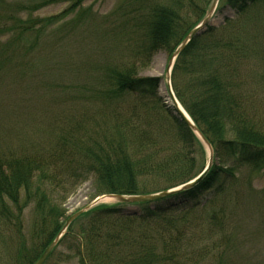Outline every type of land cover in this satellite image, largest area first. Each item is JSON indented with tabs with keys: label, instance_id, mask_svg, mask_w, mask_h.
<instances>
[{
	"label": "trees",
	"instance_id": "16d2710c",
	"mask_svg": "<svg viewBox=\"0 0 264 264\" xmlns=\"http://www.w3.org/2000/svg\"><path fill=\"white\" fill-rule=\"evenodd\" d=\"M87 1L0 0V224L17 235L15 245L10 243L13 264H35L65 224L60 222L65 213L48 190H67L93 178L94 201L151 195L161 192L153 182L165 183L168 191L203 172L195 174L204 147L172 111L162 106L179 144L167 154L122 106L134 96L157 99L159 80L136 78L138 68L159 52L170 58L207 16L212 0L148 7L127 49L132 60L92 64L84 73L92 81L75 82L66 78V47H41V40ZM66 4L60 15L35 17ZM227 5L252 23L264 19V0H227ZM226 32L209 29L195 38L172 72L175 97L212 146L218 165L213 161L193 190L154 203L103 204L81 216L63 238L78 264H263L243 251L249 246V214L264 208V189L256 192L249 180L243 192L235 190L233 208L226 201L242 170H264V119L240 81L254 50L240 25L230 23ZM74 71L82 76V70ZM68 94L100 102L101 109L72 114L66 111ZM17 120L20 126L13 125ZM38 125L41 133L31 132ZM209 191L213 196L204 215L165 217ZM31 206L36 220L26 237L23 218ZM154 218L161 221L149 222Z\"/></svg>",
	"mask_w": 264,
	"mask_h": 264
},
{
	"label": "rangeland",
	"instance_id": "374dc122",
	"mask_svg": "<svg viewBox=\"0 0 264 264\" xmlns=\"http://www.w3.org/2000/svg\"><path fill=\"white\" fill-rule=\"evenodd\" d=\"M170 1L172 0H88L81 9L66 17L64 22L45 34L41 40L43 42L41 47H66L64 51L66 52V55L64 54L66 56V78L71 76L75 82H85L86 79L92 81L93 78H90V76L84 78L85 70L90 65L105 63L106 60L113 62H129L132 60L127 49L132 47V41L136 38L137 29L143 22V15L146 13L147 8L152 5H166ZM68 7V4L52 6L38 12L35 17L57 16ZM230 23L235 26L240 25V29L241 27L246 29V40L249 42L250 48L254 50V53L246 58V64H243L240 81L243 83L244 89L253 96V106L257 114L264 119V19L257 18L256 22L252 23L250 16L239 17L236 11L227 5V0H221L209 29L221 34L223 31H227ZM254 27L257 29L254 30ZM225 36H227V32ZM169 56L165 52H159L152 57L146 66L138 68L136 72V78L159 80L157 99L134 96L130 97L122 106V110L127 111L129 120L150 129L158 144L164 147L167 154L179 147L172 121L162 109V106L167 109L170 106L165 74ZM58 60L61 61L60 58ZM74 70H82V76L81 71L75 73ZM67 97L69 102L66 103V111L70 110L72 114L74 112H78L79 115L86 112L96 113L98 109H101L100 102L86 100L80 94H68ZM12 123L20 126L19 120H17V123ZM33 126H36V124ZM42 130V127L39 126L32 128L31 132L36 134L41 133ZM205 154V159L198 158L195 174L205 169L208 163L206 150ZM214 163L218 165L219 162L215 159ZM252 173L248 168L242 170V173L238 176L240 183L233 186L228 192L226 201L232 204V208L235 206L237 195L235 190L243 192L247 181H252L253 188L258 193L264 189V170L259 173ZM155 183H157L158 190L164 191L165 183L153 182V184ZM68 188L67 190L65 187L64 189L47 191L51 201L60 206L65 213L64 218L60 221L61 224L65 223L70 216L92 204L95 197L93 178H88L74 187ZM212 191L204 192L190 204L178 206L168 212L165 217L179 218L204 215V210L210 205L213 196ZM243 199V197L240 198V200ZM242 203L243 201H239L240 210L243 209ZM105 204L113 203L106 202ZM34 209V206H31L24 213L23 228L26 237L29 231H32V226L36 220ZM129 212L136 213V210L130 209ZM159 221H161V218H154L149 222ZM134 222L140 223L137 220H134ZM247 222L246 234L249 246L245 247L243 252L247 256L251 254L250 256L254 258L256 263L261 262L264 264V208L252 210ZM27 239H30V237L28 236ZM17 240L15 230L12 231V229L0 224V264H13V246ZM12 242L14 245L11 246L10 243ZM74 256L67 249L66 239H63L46 264H78Z\"/></svg>",
	"mask_w": 264,
	"mask_h": 264
},
{
	"label": "water",
	"instance_id": "95a60500",
	"mask_svg": "<svg viewBox=\"0 0 264 264\" xmlns=\"http://www.w3.org/2000/svg\"><path fill=\"white\" fill-rule=\"evenodd\" d=\"M221 0H212L209 12L207 16L203 19V21L196 26L192 31L188 33L185 39L180 43V45L176 48L174 53L171 55L168 61L167 69H166V78H167V92H168V102L170 109L173 112V115L180 119L194 134V136L199 140L202 146L205 148L208 153V163L204 169V171L194 180L172 190L163 191L156 194L151 195H140V196H124V195H107L100 198H97L92 204L82 209L81 211L75 213L70 216L65 224L63 225L61 231L58 233L57 237L54 241L48 246V248L41 255L39 260L35 264H45L54 250L58 247L59 243L63 239V237L68 232L69 228L84 214L88 213L92 209L105 204L106 202H111L113 204H134V203H154L156 201H160L171 196H174L181 192H186L195 189L198 185H200L205 178L210 173L213 161H214V151L210 143L206 140L204 135L200 132V130L193 123L188 114L184 111L182 106L179 104L178 100L175 97L173 88H172V72L175 66L176 61L181 56V54L186 50L188 45L197 37H201L204 35L212 22L213 16L217 11V8L220 4Z\"/></svg>",
	"mask_w": 264,
	"mask_h": 264
}]
</instances>
